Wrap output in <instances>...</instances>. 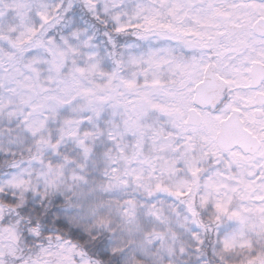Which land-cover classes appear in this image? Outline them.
<instances>
[{"label":"snow or ice","instance_id":"6c2138e0","mask_svg":"<svg viewBox=\"0 0 264 264\" xmlns=\"http://www.w3.org/2000/svg\"><path fill=\"white\" fill-rule=\"evenodd\" d=\"M0 264H264V0H0Z\"/></svg>","mask_w":264,"mask_h":264}]
</instances>
